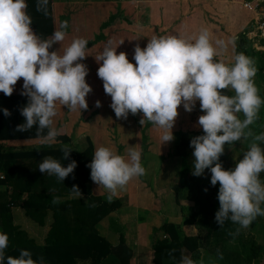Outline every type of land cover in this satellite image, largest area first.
Listing matches in <instances>:
<instances>
[{
	"label": "clouds",
	"instance_id": "clouds-1",
	"mask_svg": "<svg viewBox=\"0 0 264 264\" xmlns=\"http://www.w3.org/2000/svg\"><path fill=\"white\" fill-rule=\"evenodd\" d=\"M46 5L47 0H38L37 10H46ZM26 9L25 0H0V92L10 97L17 82L23 79L21 95L28 98V103L20 110L25 123L18 125L16 131L28 132L35 127L36 138L47 145L60 143L62 158L67 160L72 149L57 140L60 133L53 126L54 118L57 104L69 111L88 109L86 97L92 89L86 83L88 69L80 62L87 57L88 41L74 38L62 53L61 49L49 51L53 44L65 40L66 32L56 31L50 40H41L31 28ZM67 27L65 21L61 28ZM216 45L223 48L224 42L218 40ZM218 47L213 46L205 29L194 43L176 36H153L145 48L135 47V65L126 53L117 54L116 48L111 47L95 59L102 61L97 76L105 94L111 97L110 107L116 118L142 113L141 125L149 122L164 130L163 143L174 139L171 130L178 108L183 105L191 113L199 102L204 115L198 118V124L204 134L190 142L194 149L192 175L200 177L210 169L211 185L219 184L220 208L215 220L220 227L226 221L239 225L238 234L240 228L247 229L258 216H264V182L260 179L264 172V149L260 147L264 132L254 134L250 129L259 119L264 98L255 85L254 62L243 53L235 55L231 65L217 61L214 58L219 54ZM225 90H232L235 95H225ZM101 106L96 101V107ZM3 114L11 115L8 109H3ZM249 138V150L243 158L234 169L224 170L219 160L225 144ZM128 155L130 159H125L107 147L97 148L87 165L91 180L114 195L134 178L145 175L141 152L130 147ZM76 167L75 161L64 167L59 160L45 156L38 170L63 182ZM71 193L82 196L76 185ZM7 247L8 236L0 233V264H37L28 250H21L18 257H6ZM39 264H44L43 257ZM180 264L197 262L183 256Z\"/></svg>",
	"mask_w": 264,
	"mask_h": 264
},
{
	"label": "trees",
	"instance_id": "trees-1",
	"mask_svg": "<svg viewBox=\"0 0 264 264\" xmlns=\"http://www.w3.org/2000/svg\"><path fill=\"white\" fill-rule=\"evenodd\" d=\"M25 3L27 15L32 21L31 28L35 34L41 40H50L55 32L52 1L47 0L46 10L41 11L37 10L38 0H25ZM111 20L113 17L102 23L100 29L106 28ZM243 37L245 34L241 33L234 40L236 48L234 57L241 53L245 55L242 47ZM96 39L88 44L96 43ZM22 86L23 79L17 82L10 97L0 92V187H3L0 191V233L8 236L5 256L18 257L21 250L30 251L34 246L26 234L11 223L10 210L18 207L23 210L27 218L38 225H41L45 215L50 213L51 223L44 237V244L38 248L37 255L30 251L37 264L41 257L44 264H78L79 262L101 264L107 256L121 259L122 254L127 252L121 237L119 236L117 244L112 246L93 228L97 220L115 211L118 203H105L89 194L88 181L91 169L87 165L91 163L92 149L88 140V146L83 151L76 153L72 151L67 160L62 158L60 143L41 144L21 150H9L10 148L4 145L13 141L39 140L35 135V127L28 132L16 131L18 125L25 123L20 110L28 103V98L21 95ZM3 109H8L11 115L5 117ZM196 109H200L198 102L188 117L189 120H193L190 127L179 136V143L175 146V152L182 158L184 166L194 159L192 155L194 149L190 147L191 139L204 134L201 127H191L195 113H203ZM57 140L70 147L67 136L59 135ZM45 156L59 160L64 167L75 161L77 167L73 174L61 182L55 176L42 174L38 170ZM208 179L211 185V177ZM73 185L78 186L81 194L86 197L84 203L80 199L66 198L68 195H73L71 193ZM176 188L177 186L174 189ZM203 191L208 192L206 194L210 211L200 217L201 224L198 223V213L191 210L180 226L163 223L159 230L154 231L151 238L153 264H161L164 259L171 260L168 264H180L182 250L187 251L195 261L198 257L196 249H202L207 256L213 257L214 260L208 261L207 264H232L231 254L224 245L232 235L230 229L238 228L239 225L226 221L223 227H220L215 220L220 208L219 201L217 198L212 199L214 195L210 187L203 188ZM209 192L212 194L211 201ZM179 198L185 199L182 194L175 192V201L177 202ZM260 217L258 216L250 226L258 222ZM191 227L198 231L196 235H193ZM158 231L164 235L163 238Z\"/></svg>",
	"mask_w": 264,
	"mask_h": 264
},
{
	"label": "rangeland",
	"instance_id": "rangeland-1",
	"mask_svg": "<svg viewBox=\"0 0 264 264\" xmlns=\"http://www.w3.org/2000/svg\"><path fill=\"white\" fill-rule=\"evenodd\" d=\"M89 2L86 0H57L56 3H53L55 32L65 31L66 37L61 44H53L49 51H59L61 49L62 53V49L67 47L74 38H83L89 43L98 37L96 43L88 44L86 49L87 57L80 61L88 69L86 83L92 89L86 97L88 109L73 111L74 114L69 113L68 117H73L74 119L70 124L73 126V133L79 131L81 124L86 130L90 128L88 130L90 137H93L94 130L102 128L105 133L104 138L112 143L116 139L114 134H112L113 129L115 127L117 130L118 128L121 129V123L124 119H117L110 107L111 97L105 94L103 82L97 76L98 68L102 61L98 63L95 57L102 53L106 47H111L116 48L117 54L120 52L126 53L129 62L135 65L133 59L135 47L139 45L142 49L145 48L148 41L152 38V34L150 30L146 29V24L144 23L146 9L143 8V4L138 7L137 14L136 8L132 9L131 7L132 3L121 4L109 1L105 3L104 0H89ZM114 14H116V20L110 22L105 29H100V25L106 22L110 16H114ZM65 21H67L68 27L62 29L61 25ZM258 34L255 33L250 36V39L246 38V36L243 37L242 47L245 56L254 62V67L257 69L254 77L255 85L259 89L261 98H264V38L258 37ZM223 59L221 61L225 64L231 65L234 63V56H226ZM223 94L233 96L235 92L225 90ZM96 101H100L102 106L97 108ZM57 107L64 106L57 104ZM199 110L196 109V111ZM177 111L178 116L171 130L174 139L171 142L163 143V129H159L149 122L141 125L142 113L135 116L130 113L127 117L128 124H122V143L129 147L138 145L136 150L142 154L141 163H145L146 172L143 176L148 178V180L155 179L158 183L161 182L159 179L166 182L170 181L168 188L165 190L172 196H170L173 202L172 205L180 209L179 213L181 212V214L186 216L191 210L196 211L199 216L198 223L201 224L200 217L210 211V203L206 194L208 192L203 191V188L210 187L214 195L212 199L215 200L217 198L218 200L219 184L216 186L209 185L210 169H206L200 177L192 175L194 159L184 166L182 158L175 152V146L179 143V136L190 127L193 121L188 119L191 113L186 112L183 105ZM195 114V120L191 127L196 128L200 127L198 118L204 113ZM238 116L241 120L244 119L242 113L238 114ZM250 129L254 134L264 132V105L261 106L259 119L250 126ZM38 143V141H13L4 145L8 148L13 147L9 150H21L34 148ZM250 143L251 138L247 141L242 139L233 144H225L224 153L219 160L224 170L234 169L235 164L249 150ZM260 147L264 149V143H261ZM144 184L147 187L149 186L147 183ZM175 192L182 194L185 199H180V197L176 202ZM212 194L209 192L210 201ZM194 230L197 234L198 231L195 228ZM236 230L237 228L230 229L232 235L230 239L225 237L228 240L227 244L224 245L225 249L231 254L232 264H264V225L262 227L253 224L247 229L240 228L238 234ZM78 264L88 263L79 262Z\"/></svg>",
	"mask_w": 264,
	"mask_h": 264
},
{
	"label": "crops",
	"instance_id": "crops-1",
	"mask_svg": "<svg viewBox=\"0 0 264 264\" xmlns=\"http://www.w3.org/2000/svg\"><path fill=\"white\" fill-rule=\"evenodd\" d=\"M51 1L52 6L57 2V0ZM86 1L90 3L89 0ZM108 1L121 4L132 3L131 7L132 9L136 8L137 14L138 7L143 4V8L146 9L144 23L146 29L150 30L151 37L176 36L194 43L201 31L206 29L214 47H218L216 41L224 42L223 48L218 47L219 54L214 58L217 61L224 60L223 57L226 56H234L236 34L244 33L246 38L250 39V36L256 33L255 15L242 7V4L248 0H104L105 3ZM115 15L110 16L113 17L111 22L116 20ZM69 113L74 114L73 111H69L65 107H57L54 127L60 135L69 138V145L74 153L83 151L88 146V140L92 149L91 162L95 150L99 147H107L115 154L130 159L128 155L130 147L122 143L121 137L123 134L122 124H128L127 119L121 123V129L117 130L116 127L113 129L112 134L116 139L111 143L104 138L105 133L102 128L94 130L93 137H90V132H88L90 128L86 130L81 124L79 131L73 133V126L70 124L74 119L68 117ZM36 141L40 143L36 146L44 144L40 140ZM134 147L136 150L138 145ZM142 165L144 167L145 163ZM260 179L264 182V172L260 174ZM159 180L161 182L158 183L155 179L148 180L144 176L134 178L124 189L118 190L116 194L112 195L103 186L95 184L89 177L88 186L91 196L97 197L105 203H118V208L97 220L93 228L112 246L117 244L120 236L127 250L120 257L121 259L107 256L101 264H153L151 238L154 231L159 230L163 223L180 226L182 220L186 218V215L179 213L180 209L172 205V196L165 190L170 181ZM144 183L149 186H145ZM2 190L3 187H0V191ZM66 198L80 199L83 203L86 200L84 195H68ZM10 215L12 225L23 231L26 237L33 242L34 246L30 251L37 255L38 248L44 244V237L51 223L50 213L45 215L41 225L27 218L23 210L18 207L11 208ZM255 224L263 227L264 216H261ZM191 228L193 235H196L194 227ZM158 233L162 238L164 237L159 231ZM196 250L198 252V257L195 259L197 264H207L208 261L214 260L213 257L207 256L204 250ZM181 256L190 257V254L182 250ZM170 261V259H164L161 264H168Z\"/></svg>",
	"mask_w": 264,
	"mask_h": 264
},
{
	"label": "built area",
	"instance_id": "built-area-1",
	"mask_svg": "<svg viewBox=\"0 0 264 264\" xmlns=\"http://www.w3.org/2000/svg\"><path fill=\"white\" fill-rule=\"evenodd\" d=\"M242 7L255 15L256 33H259L258 37L264 38V0H248Z\"/></svg>",
	"mask_w": 264,
	"mask_h": 264
}]
</instances>
